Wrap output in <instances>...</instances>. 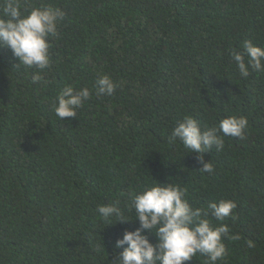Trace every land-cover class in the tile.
<instances>
[{"label": "trees", "instance_id": "1", "mask_svg": "<svg viewBox=\"0 0 264 264\" xmlns=\"http://www.w3.org/2000/svg\"><path fill=\"white\" fill-rule=\"evenodd\" d=\"M41 5L66 13L49 83L33 84L40 70L0 47V264H112L117 238L139 227L130 194L153 179L228 226L217 264H264V73L241 77L231 55L246 40L264 48V0H23L22 11ZM102 75L112 96L95 93ZM66 85L92 95L60 120ZM232 115L247 117L246 137L204 154L213 174L169 141L186 116L205 128ZM222 199L237 207L218 221L207 206ZM117 201L134 221L102 223L97 207Z\"/></svg>", "mask_w": 264, "mask_h": 264}, {"label": "clouds", "instance_id": "2", "mask_svg": "<svg viewBox=\"0 0 264 264\" xmlns=\"http://www.w3.org/2000/svg\"><path fill=\"white\" fill-rule=\"evenodd\" d=\"M23 0H3L0 14V47L12 50L20 65L25 68L39 69L31 76L32 83L45 86L47 69L51 66L50 38L57 35L58 23L66 13L50 5L24 10ZM243 51H233L232 59L238 66L241 77L247 79L250 70L264 73V48L246 40ZM41 73H44L43 75ZM116 85L108 75L96 80L97 96H112ZM92 92L84 87L79 90L66 85L54 101V113L60 119L77 116V109L82 107ZM247 117L228 116L219 121L216 127L202 128L199 121L186 116L178 122L169 136V141H179L189 153L198 154L202 165L201 173H214L211 162H205L204 154L224 148V137L241 140L246 137ZM222 134V135H221ZM130 209H134L139 227L125 229L122 238H117L115 250L117 258L112 264H185L199 254L206 257V264H217L226 257L223 237L229 232L226 224L213 227L207 217V210L193 208L186 199V189L177 183L150 181L139 191L132 192ZM119 202L99 205L96 209L102 223L108 226L121 222L134 221L124 216ZM237 207L232 200H220L207 206L218 221L233 217ZM115 218L116 222H113ZM157 238L152 243L149 235ZM125 245L127 247H125ZM249 247H253L250 242ZM123 249L122 251H118Z\"/></svg>", "mask_w": 264, "mask_h": 264}]
</instances>
